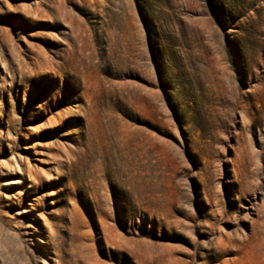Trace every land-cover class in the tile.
Wrapping results in <instances>:
<instances>
[{"label":"rangeland","instance_id":"rangeland-1","mask_svg":"<svg viewBox=\"0 0 264 264\" xmlns=\"http://www.w3.org/2000/svg\"><path fill=\"white\" fill-rule=\"evenodd\" d=\"M0 264H264V0H0Z\"/></svg>","mask_w":264,"mask_h":264}]
</instances>
